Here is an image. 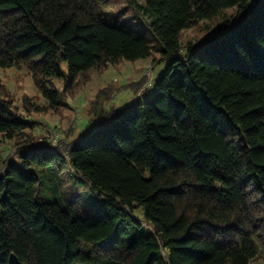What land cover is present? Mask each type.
<instances>
[{"label":"trees","instance_id":"16d2710c","mask_svg":"<svg viewBox=\"0 0 264 264\" xmlns=\"http://www.w3.org/2000/svg\"><path fill=\"white\" fill-rule=\"evenodd\" d=\"M106 1L0 0V68L24 66L48 103L25 98L28 114L58 111L109 65L166 62L150 97L101 108L77 140L27 133L0 83V136L16 142L0 160V264H251L264 255V0H131L142 28Z\"/></svg>","mask_w":264,"mask_h":264},{"label":"rangeland","instance_id":"374dc122","mask_svg":"<svg viewBox=\"0 0 264 264\" xmlns=\"http://www.w3.org/2000/svg\"><path fill=\"white\" fill-rule=\"evenodd\" d=\"M130 1L107 0L104 4V10L112 13L111 15H114L115 11H121L120 19H131L133 24L142 28V16L133 10ZM135 1L140 5L144 4V0ZM225 14L226 17H230L234 15V11L229 10ZM217 21H206L184 31L181 36L182 43H193L198 39H204L203 37L208 36L213 24ZM206 27H209L207 31L205 30ZM146 36L154 47L159 45V42L149 31L146 32ZM160 58V53L155 52L150 58L122 61L117 65H109L104 72L92 73L89 82L74 92L72 97L68 99L66 97V105L60 107L58 111L50 110L31 114L25 112L23 108L25 98H30L34 104L40 107H44L48 103L24 66L0 68V83L8 90L14 105L22 115L34 122L33 128L26 130L27 133L37 140L56 142L58 138H64L66 135L70 138L74 132L73 138L77 140L103 122L94 115L95 112H100L101 108L105 110L125 108L139 98V94L145 87L147 90H144L139 101L150 97L154 81L166 67V62ZM54 84L58 89L61 88L59 81L55 80ZM15 144L16 142L7 141L0 136V160L14 154ZM251 264H264V255L262 254Z\"/></svg>","mask_w":264,"mask_h":264}]
</instances>
